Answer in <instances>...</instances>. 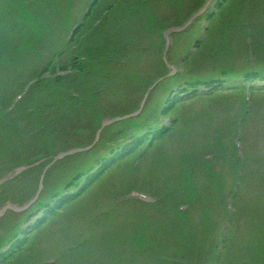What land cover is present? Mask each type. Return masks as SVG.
<instances>
[{
  "label": "rangeland",
  "instance_id": "rangeland-1",
  "mask_svg": "<svg viewBox=\"0 0 264 264\" xmlns=\"http://www.w3.org/2000/svg\"><path fill=\"white\" fill-rule=\"evenodd\" d=\"M206 1L99 0L87 14L94 0H43L37 5L0 0V45L7 47L0 46V103L14 101L11 109L17 103L16 113L6 120H19L27 133L17 135L19 130L12 128L0 135V253L11 248L8 239L28 240L13 248V264H47L53 257L54 264H205L215 255L218 264H264V93L253 96L249 110L243 93H214L167 111L168 91L162 85L170 81L164 79L146 103L143 98L159 76L172 74L164 67V55L188 79L221 78L226 85L227 75L238 82L253 67L264 72V48L259 47L264 44L258 37L264 0H220L215 6L211 0L202 7ZM204 11L175 43L162 38L164 30L182 27ZM208 12L214 15L209 18ZM97 13L105 32L96 35L102 52L83 53L80 41L65 48L75 25L85 18L94 27ZM209 27L207 43L196 47ZM69 50H79L86 63L102 57L107 63L79 72V78L70 77L63 86L49 80L48 90L37 88L35 95L23 91L14 98L22 81L41 76L56 54ZM63 87L79 93L76 102L56 99ZM109 115L127 116L109 125ZM175 115L181 120L168 133ZM154 117H162L160 124ZM239 128L240 137L233 141ZM154 132L162 136L154 137ZM149 134L154 140L143 151L141 142ZM93 142L96 146L55 162L69 147ZM133 142L137 148L124 155ZM233 142L244 152L240 162L232 159ZM36 158L40 160L29 165ZM105 159H110L109 168L97 170L84 187L82 175ZM34 166L38 171L26 172ZM130 190L148 192L159 201L144 203L130 197ZM67 194L73 197L62 202L63 214L54 208L58 215L33 226ZM54 196H59L58 204ZM22 217L25 230L19 231ZM227 220L232 221L229 229ZM224 233L226 244L220 241Z\"/></svg>",
  "mask_w": 264,
  "mask_h": 264
},
{
  "label": "trees",
  "instance_id": "trees-1",
  "mask_svg": "<svg viewBox=\"0 0 264 264\" xmlns=\"http://www.w3.org/2000/svg\"><path fill=\"white\" fill-rule=\"evenodd\" d=\"M219 1L220 0H214L213 3H212V6H215L216 3H218ZM222 1H225V4H228V3L232 2L233 0H222ZM242 5H245V3L242 2ZM92 8L93 7H91L90 9H92ZM89 13H90V11H89ZM208 15H209V18H211L214 15V13L210 14V12H208ZM102 25L103 24L93 27V26H91L90 23H89V25H86L85 23H83L75 31L72 42L73 41H80L81 45H82L81 48L85 49V51L83 53H92V52L93 53H101L102 49H104V47H102V45L100 43V39L97 38L96 35L98 36V35H101V34L105 33L102 30L103 29V27H101ZM261 25H262L261 32H260L258 37H260L261 40H263L262 43L264 44V22H262ZM212 28L209 27L207 29L204 39H201V40H198V41L195 42V46L196 47L201 45V44H203V43L204 44L207 43V40L209 39L208 34H209V32L211 31ZM82 30H83V32H82ZM77 31H79V35H77V33H76ZM89 31H90V33H89ZM101 32H103V33H101ZM182 35H185V31L184 32H179V33H175V32L172 33V35H171L172 43H175L178 40V38L180 36H182ZM73 45L75 46V44H73ZM83 45H85V46H83ZM253 45H254V40H253ZM258 45L255 43V49H259V47L264 48V45H259V47H258ZM76 47H78V46H76ZM70 51L71 50H69L67 54H64V53L61 54V59L62 60H61L60 65H61V69L63 71H67L69 69L68 67L72 68L75 71L72 74L71 73L70 74L69 73H65V74H63L61 76H58L57 79L55 80V83L57 85H60V86L62 85L63 86L66 79H69L70 77H74L73 80H75V78H79L80 77L79 76V72L90 73L93 70L95 65L107 63V61H106L107 58L106 57H102L101 59H99V62H96V63H91L90 64V63L82 62L80 60V56H82V55H81V53H79V50L76 51L75 53H72V54H69ZM243 77H245V79L248 80L249 83H250V84H248L246 86V88L251 92V94H252V102H253V96H255L257 94L264 93V84H261V85L260 84H256L255 85V84H251V83L255 82L256 79H263L264 78V72L262 70H258L256 67H253L251 70L245 71V74H244ZM81 78H83V77H81ZM39 79L40 80L37 82L36 85H34L32 87V90L30 91L29 94H34L35 95L36 93H35L34 90L37 89V88H40L41 91L49 89V85L46 84L47 80L41 79V78H39ZM167 79H168V81H170L167 84V86H169V89L167 88L166 85H162L163 87H166V91H168V98L166 100V105H167L166 110L167 111H170L172 109L177 108L178 106L183 104L191 96L198 97V98H203L206 95H210L211 96L214 93H221V94H223V93H232L233 96H240V94H242V92H243L242 90H239V89H236V88H225V87H223L222 86L223 80H221V78H217V79L212 80V81H207V80H204V79H199V80L194 81V79H188L184 75L178 74V75H175V76L168 77ZM191 80H193V82H190ZM189 84L190 85H195V86L204 84L209 89V92L206 93V94H201V95H199L197 92H193V93H189V95L186 96V97H184V96L182 97L180 95V93L182 91H185V89L182 90L181 86L189 85ZM174 87H176V88H174ZM197 89H199V88H197ZM41 91H39V92H41ZM67 93L61 92V90L56 92V94L61 95V96H56V99H58V98L64 99V96H66V98L64 100H62V101H64V102L67 101L68 97L71 100H74L75 102L77 101L75 99L76 97L70 96L71 94L70 93L67 94ZM39 95H41V94H39ZM180 117H181V115H175V116L171 117V125L167 129L168 133L172 132L175 128H177V125H178L179 121L181 120ZM54 122H56V121L54 120ZM1 126L5 127L6 129L5 128H1ZM10 129L12 130V126L0 125V135H1L2 132L6 133V132L10 131ZM25 130H26V128H23V129H21L19 131H15L16 132L15 134H17V135L21 134L22 135V134H24ZM25 134L27 135L26 132H25ZM26 135L21 136V139L25 138ZM29 137L30 136L26 137V140ZM29 140H30V138H29ZM20 141H22V140H20ZM135 142H133L132 144H134ZM141 143H143V142H141ZM134 149L135 148H133L131 151H134ZM109 160L110 159L103 160L101 162V165H100L99 169H101L103 171L108 169V167L110 165L108 163ZM98 164H100V163H98ZM36 169H37V167L32 168V169L28 170L27 172H31V171H34ZM99 169H97V170H99ZM97 170L95 172H92L93 169L90 168L87 172H85L82 175V176H84V187H87L89 185L88 183L91 182V180H92L91 178H92V176H95V174L97 173ZM70 198H71L70 195L63 196L62 197V201L60 202V204L62 205V202L66 203V202L70 201ZM50 213H52L51 209H49L48 211L44 212L43 216L40 217L38 219V221H36V223L33 226L37 227V225H41V223H43L46 220V218H47L46 215L50 214ZM231 225H232V221L230 223V227H231ZM225 235H224V237H225ZM223 240H224V238H223ZM223 240H221V242ZM27 241H28L27 238L26 239H18V240L16 238L14 243L11 242L10 250L7 251V252H1L0 253V264H13L12 256L15 255V251H13V248L17 247L18 245L22 246ZM224 241L225 242H223V243L226 244L227 237L225 238Z\"/></svg>",
  "mask_w": 264,
  "mask_h": 264
}]
</instances>
